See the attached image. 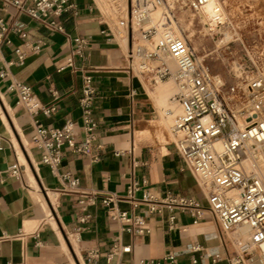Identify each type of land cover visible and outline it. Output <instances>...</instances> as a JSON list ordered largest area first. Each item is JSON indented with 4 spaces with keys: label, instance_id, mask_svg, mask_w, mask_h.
Masks as SVG:
<instances>
[{
    "label": "crops",
    "instance_id": "crops-1",
    "mask_svg": "<svg viewBox=\"0 0 264 264\" xmlns=\"http://www.w3.org/2000/svg\"><path fill=\"white\" fill-rule=\"evenodd\" d=\"M119 18L124 17L106 13L98 0H66L60 15L47 19L60 28H51L0 0L5 27L0 41V264H193L192 258L195 264H229L236 255L174 146L167 110L180 106L170 100L173 87H149L147 77L130 67L133 37L128 22L126 44L114 31ZM74 37L86 42L80 53ZM16 49L23 52L22 60ZM69 59L72 66L65 64ZM85 75L95 89V136L85 153L64 146L54 175L40 161L33 128L72 121L75 140H83ZM15 82L29 86L42 106L54 109L49 114L25 111L9 88ZM14 163L18 179L7 172ZM66 173L78 179L77 188L62 179ZM135 180L141 184L136 197L146 189L158 199L172 193L198 202L201 213L165 206L150 213L144 204L134 206L125 193ZM108 195L116 200L106 206L102 199ZM111 209L143 216L149 232L124 231L120 221L110 219ZM122 246L129 252H121Z\"/></svg>",
    "mask_w": 264,
    "mask_h": 264
},
{
    "label": "built area",
    "instance_id": "built-area-1",
    "mask_svg": "<svg viewBox=\"0 0 264 264\" xmlns=\"http://www.w3.org/2000/svg\"><path fill=\"white\" fill-rule=\"evenodd\" d=\"M7 1L40 21H47L51 15H60L66 2V0ZM155 2L164 4L166 11L164 19L167 21L173 10L172 2L168 3L166 0ZM206 2L207 0H186L184 5L199 11ZM143 14L146 15L144 12ZM46 24L51 28H60L53 20H48ZM20 28L18 27L19 31ZM151 28L144 29L143 32L147 34ZM4 31L5 27L0 23V41ZM73 42L76 44L77 53L86 46V42L80 37H74ZM15 52L18 59L22 60L23 52L20 49H16ZM162 55L175 60L174 72L167 67ZM128 58L130 67L137 70L139 75L149 77L153 83L172 78L175 91L171 100L182 108V113L175 118L173 125L178 137L177 142H174L177 153L196 179L199 188L201 189V185L209 187L208 210L223 229H229L237 224L247 225L252 241L264 253V247L262 248L264 175L258 173L260 165L256 163V156L259 153L264 156L263 77L257 76L245 84L247 100L237 105L232 103V98L228 99L230 96L224 91L223 82H216L214 75H211L202 61L195 56L185 38L169 37L159 41L154 49L139 47L135 49L131 45ZM153 61H158L159 64L152 66ZM65 64L72 66V60H67ZM9 88L16 91L18 101L30 114L38 111L49 114L54 109L52 106H42L29 86L23 83L15 82ZM233 90L234 88L231 87L230 91ZM94 97L95 89L91 84V77L85 75L80 99L84 131L82 141L75 140L72 121H67L62 127H46L35 123L32 142L40 150L41 163L47 165L54 175H57L64 146L75 153H85L91 146L97 128V121L92 115ZM238 119L243 121V127H238ZM246 159L253 161L256 169L246 170L243 166V160ZM7 172L11 177L18 179L20 176L18 163L11 165ZM60 176L69 188L78 187V179L69 177L67 173ZM140 190L141 184L135 180L127 187L125 197L134 206L144 204L150 213L160 212L161 206H165L169 211L192 207L196 209L197 215L201 213L202 207L193 199L172 193H167L158 199L149 189L142 190L140 197H136V192ZM231 191L234 193H230ZM115 200L116 197L108 195L102 199V203L109 206ZM109 217L113 221H120L126 232L135 234L149 232V227L141 215L111 209ZM173 219L174 217L171 216V220ZM114 250H118L116 246ZM120 250L129 252L130 248L122 246ZM91 255L96 254L91 253ZM252 256L253 254L248 250H241L229 259V264H246V260L251 259ZM165 259L173 262L174 256L167 255ZM191 261L195 264L197 260L192 258ZM138 264H153V262L140 260Z\"/></svg>",
    "mask_w": 264,
    "mask_h": 264
},
{
    "label": "rangeland",
    "instance_id": "rangeland-1",
    "mask_svg": "<svg viewBox=\"0 0 264 264\" xmlns=\"http://www.w3.org/2000/svg\"><path fill=\"white\" fill-rule=\"evenodd\" d=\"M98 1L106 13H112L116 17H125L128 8L127 19L120 20L126 25L128 22L130 35L132 33L133 37V47L136 39L137 41L142 39L151 42L153 36L156 35L155 26L149 30V33L143 32L144 29L151 27L150 24L138 25L136 32H134L133 15L131 16V4L132 9L135 8L134 0ZM166 1L172 2L173 10L170 13V18L176 21L177 29L186 39L195 56L202 61L211 75H217L222 80L224 91L230 96L228 99L232 98L233 104H242L243 101L247 100L245 84L257 76L263 77L264 80V0H214L219 9L215 16L218 25H220L214 30L210 29L216 24L208 27V21L203 15V10L201 17H199L197 11L188 5H184L186 0ZM150 2L159 5V3H155V0H150ZM160 4L164 6L162 2ZM145 17L146 15L143 13L139 14L140 19ZM104 18L107 20L105 16ZM201 18H204L207 23L203 22ZM161 22L164 26L167 21L163 18ZM112 28L115 32L118 31L117 28L113 26ZM158 64V61H153L152 66ZM170 66L171 69H174L172 62ZM147 80L149 87L151 84L157 85V82L153 83L149 77ZM171 80L172 78L164 79L160 83L172 85L170 97L174 93V82ZM231 87L234 88L233 91H230ZM166 107L167 105L159 109L160 116L163 115ZM172 112L174 117L180 114L181 110L173 109ZM221 228L223 229L222 226ZM223 231L227 232L226 229ZM234 247L236 253H240V250L236 246Z\"/></svg>",
    "mask_w": 264,
    "mask_h": 264
},
{
    "label": "bare ground",
    "instance_id": "bare-ground-1",
    "mask_svg": "<svg viewBox=\"0 0 264 264\" xmlns=\"http://www.w3.org/2000/svg\"><path fill=\"white\" fill-rule=\"evenodd\" d=\"M155 3H157V2H155ZM160 3L161 2H159V5H154V2H150V0H134L135 8L133 10V18H132L134 32H136L138 25L139 26H142V25L145 26V25L150 24L151 27L155 26V28L157 29V33H156V35L153 36V39L151 42H150V40L139 39V41H137V39H136V41L134 43L135 49L138 47L141 49H149V48L154 49L159 41L166 40L169 37L184 38V37H182L181 32H179V30L177 29L176 21L173 20L172 18H170V16H169V19H167L166 25L162 26L163 23L161 22V20L166 16L165 15L166 11H165V7ZM202 10H203V15H204L205 19L208 21V23L206 22V20L204 18L203 19L201 18V20L203 22H206L208 24V27H210V26L212 27L214 24H216L215 27H213L210 30H214L216 27L220 26V25H218L219 23H217V19L215 16L216 13L219 11V9H218L217 5H215L214 0H207V2L199 9V11H197L199 17H201ZM143 12L146 13V17L143 19H140L139 14H141ZM127 13H128V10H127ZM127 13H126V16L124 18H119L118 29H117L118 30L117 33H119V35L121 36V38L125 44H126V38H127L126 37L127 25L125 24V22H122L120 19L126 20L127 19ZM123 31H125V34ZM135 35H138V34H135ZM162 56L165 60L167 67L172 72H174L176 69L175 60L173 58L167 57L165 55H162ZM171 62L174 64V69H171V66H170ZM135 71L139 75L137 70H135ZM214 77H215V80L217 83L222 82V80L217 75ZM161 82L162 81L157 80V85H159ZM174 91H175V85H174ZM171 97H170V100H171ZM171 101H173V100H171ZM180 110H181V112H180V114H181L182 113L181 107H180ZM172 113L173 112L171 109L167 110V114L172 117L170 132H171V135L174 139V142H177L178 137L173 130V125H174L175 118L180 114L175 115L173 117ZM237 122H238V127H243V121L242 120L238 119ZM219 145L220 144L218 143L217 146H219ZM256 158H257V162H256L257 165H260V170L258 173L264 175V156L259 153V155H257ZM253 163L254 162L251 161L250 159L243 160V166L248 171L256 169V166H253L254 165ZM201 192L203 193V195L207 201L208 200L209 187L201 185ZM230 193H234V191H231ZM207 205H208V201H207ZM226 231H227L226 232L227 238L232 242V244L234 246H236L240 251L246 249L250 253L253 254L251 259L246 260V262H245L246 264H264V253L252 241L247 225L237 224L234 227L226 229ZM263 247H264V244H263L262 248Z\"/></svg>",
    "mask_w": 264,
    "mask_h": 264
}]
</instances>
